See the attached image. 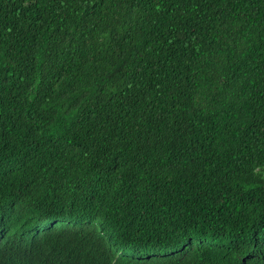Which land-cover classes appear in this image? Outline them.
<instances>
[{
	"label": "trees",
	"instance_id": "trees-1",
	"mask_svg": "<svg viewBox=\"0 0 264 264\" xmlns=\"http://www.w3.org/2000/svg\"><path fill=\"white\" fill-rule=\"evenodd\" d=\"M0 214L92 264H264V0H0Z\"/></svg>",
	"mask_w": 264,
	"mask_h": 264
},
{
	"label": "clouds",
	"instance_id": "clouds-1",
	"mask_svg": "<svg viewBox=\"0 0 264 264\" xmlns=\"http://www.w3.org/2000/svg\"><path fill=\"white\" fill-rule=\"evenodd\" d=\"M88 222L91 228L86 225L85 228L89 230L113 234L106 229H102V227L96 223L97 221L88 220ZM0 226L3 231L0 238L4 236L5 239L8 240L7 256L12 264H92L86 252L81 248L76 250L72 258H69L64 252L53 253L36 248L35 244H32V241L38 236L36 231L30 234L14 231L3 225V217L1 214ZM115 250L119 252L121 249L116 248Z\"/></svg>",
	"mask_w": 264,
	"mask_h": 264
}]
</instances>
